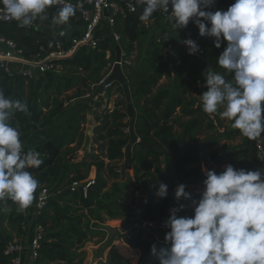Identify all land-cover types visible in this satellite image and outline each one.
Listing matches in <instances>:
<instances>
[{"label":"trees","instance_id":"trees-1","mask_svg":"<svg viewBox=\"0 0 264 264\" xmlns=\"http://www.w3.org/2000/svg\"><path fill=\"white\" fill-rule=\"evenodd\" d=\"M234 2L215 0L211 10L227 9ZM59 9L49 6L45 21L37 20L27 27L20 26L16 20H0V34L14 39L26 55L55 49L58 38L49 33L48 27L58 25L52 22V17ZM142 11L143 8L118 16L96 48L84 46L71 57L53 60L51 69L35 79L10 76L0 68V90L10 99L28 105L27 113L16 112L10 121L13 127H18L25 150L39 152L43 161L39 167L28 170L38 179L39 187L47 185L56 192L39 215L46 234L37 264H83L85 243L94 237H105V221L119 218H123L125 228L114 233L110 243L119 238L134 251L141 252L142 264H159L151 247L156 244L159 251L166 246L165 242H158L154 233L141 226V221L160 222L172 207L179 206L182 202L175 199L176 186L203 182L206 177L202 163L209 170H213V165L219 170L228 164L236 169L258 170L263 164L257 158L253 140L233 128V121L226 124V118L222 119L219 112L203 111L200 95L207 91L203 73L211 67L232 79V74L217 63L227 42L216 48L214 38L201 37L193 22L184 29H175L179 34L172 39L159 21L155 27L142 22L139 19ZM76 15L77 12L67 23L81 24L80 19L75 20ZM156 16L172 23L169 13L153 14L152 18ZM190 30H193L191 39L207 58L200 65L199 61L189 59L187 53L176 50L181 40L189 39ZM114 32L119 34V40L112 35ZM77 34L79 29L75 28L70 37ZM118 44L124 53L123 70L137 111L136 132L140 139L153 145L136 142L130 167L125 163L121 166L125 162L124 149L130 141L126 130L130 123L124 121L126 113L119 108L100 110L101 101L85 96L110 73ZM135 51L136 61L132 64ZM165 51L183 59L184 63L175 66V76L171 75L172 65L164 61ZM164 76L169 77L168 82L159 84ZM90 111L98 122L94 128L98 149L75 161L74 153L81 149L85 139L82 124ZM202 132L206 136L200 139ZM237 137L241 142L228 145ZM93 166L96 178L87 195L82 187L73 190L71 185L87 179ZM161 183L168 186L164 198L156 195ZM136 192H139L137 197ZM135 206L140 213H136ZM0 208L7 209L0 211V264H11L4 246L7 240L21 235L24 218L19 205L11 200L0 201ZM184 210L194 215V209L186 206ZM100 263L132 264L112 245L106 262L100 259Z\"/></svg>","mask_w":264,"mask_h":264},{"label":"clouds","instance_id":"clouds-1","mask_svg":"<svg viewBox=\"0 0 264 264\" xmlns=\"http://www.w3.org/2000/svg\"><path fill=\"white\" fill-rule=\"evenodd\" d=\"M56 2L0 0V20H16L22 27L43 22L46 10ZM140 2L145 5L139 17L142 22L163 11L170 14L176 30L193 22L201 37L214 38L216 48L227 42L217 63L232 79L211 67L203 73L207 88L200 95L203 111L219 112L250 140L264 134V0H235L227 10L215 11L211 10L215 0ZM59 3L62 7L52 22L66 24L76 14V7L66 0ZM183 43L190 55L200 52L193 39ZM16 112L27 113L28 105L0 90V201L11 200L26 209L39 187L28 169L43 161L39 152L25 150L18 127L10 123ZM202 171L206 179L198 199L184 184L175 191L177 202H191L194 215H179L186 207L182 203L171 208L164 221L170 229L165 234L166 246L158 251L153 244L152 255L159 264H264V169H236L228 164L219 173L206 167ZM167 194L168 186L161 183L156 195L164 198Z\"/></svg>","mask_w":264,"mask_h":264},{"label":"built area","instance_id":"built-area-1","mask_svg":"<svg viewBox=\"0 0 264 264\" xmlns=\"http://www.w3.org/2000/svg\"><path fill=\"white\" fill-rule=\"evenodd\" d=\"M66 2L76 7L78 19L81 20L79 34L72 36L69 41L58 39L55 49L47 52L40 51L31 55H26L14 39L0 34V68L10 76H23L27 79H35L51 69L53 60L71 57L78 49L84 46L96 48L101 38L105 36L107 29H111L115 25L118 16L124 17L145 7L140 0H66ZM51 6L62 7V4L58 0ZM163 13L165 12L157 11L154 14ZM112 35L116 40L120 39L119 34L114 32ZM107 76L100 83H104ZM115 84L117 83L105 84L104 91L96 97H93L94 91H89L86 97H92L94 101L99 102V98L105 96V93ZM253 143L258 160L264 163V137L261 135L253 140ZM95 178L74 182L71 188L75 190L78 187H82L84 194L87 195L88 188L94 184ZM80 184L81 186H79ZM137 194L139 195V192ZM54 195H56V192H52L47 185H42L36 190L31 206L21 209V214L24 218L22 233L20 236L7 240L4 246V253L11 257V264H33L38 259L46 234V227L40 223L39 215H41L47 202ZM135 210L137 214L140 213L138 206H135ZM169 215L170 211H168L166 218ZM179 215L190 216L189 212L185 210L181 211ZM166 218L160 222L143 220L141 221V226L147 231L154 233L158 242H165V239H161V236L170 231L164 224Z\"/></svg>","mask_w":264,"mask_h":264},{"label":"rangeland","instance_id":"rangeland-1","mask_svg":"<svg viewBox=\"0 0 264 264\" xmlns=\"http://www.w3.org/2000/svg\"><path fill=\"white\" fill-rule=\"evenodd\" d=\"M223 10H227V9L223 8ZM157 21H159L161 26L164 27V29L167 31L166 33L168 35H170L172 37V39H175V37L179 34V32L175 30L172 23H169L167 21V19L160 18L159 16L151 18L146 24H147V26L151 25V26L155 27L157 25ZM79 25L81 26V24H79ZM77 27H78V24H67V25L61 24L60 26H56L55 28L52 26V27H49L48 29L51 30L52 32H54L57 36H59V37L62 36V38H65L66 41H68L71 38L70 36L72 34V31ZM53 28H54V30H53ZM192 33H193V30H190L188 38H192ZM51 35H53V34H51ZM183 41L184 40H181L179 42V47L176 49L177 51L182 50L183 52L187 53L189 59H191L195 62L199 61V63H198L199 65L202 62L207 61V58L201 52H198L194 55H190L188 52V48L183 43ZM136 55H137V51L134 52L130 63H132V64L135 63ZM123 59H124V55H123ZM175 59H176V62H175ZM124 61H125V59H124ZM164 61H168L172 65V70H173L172 74H171L172 76H175V74H176L175 66L184 63L182 57L178 56V54L174 56L171 54V52H168V51H165ZM168 80H169V77L164 76L160 80L159 84H166L168 82ZM99 101H101V104H102L100 107V110L102 108H119L122 112L126 113V118L124 119V121L130 123L128 114L126 112V106H127L126 99L124 97L122 87L119 83L115 84L112 88H110L105 93V96L99 98ZM120 103H123V104H120ZM178 111H180V109H178ZM136 115H137V111H136ZM97 123L98 122L96 121L94 114L90 111L87 114L86 122L82 124V129L84 131L85 139H84V143H83L81 149L77 150L74 153V156H75L74 160L75 161L81 160L85 155H87L86 154L87 152L97 151L98 146L94 143V128L97 125ZM224 123H226V124L229 123V120L225 119ZM128 129H129V126L126 127L127 131H128ZM205 136H206V133L202 132V133H200L199 138L203 139ZM224 142L225 141H223V143ZM239 142H241V139L239 137H237V138L233 139L232 141H229L228 145L237 144ZM121 166H124V161L121 162ZM225 166L226 165L220 167L219 170H217L218 169L217 166L213 165V170L221 172L224 170ZM203 167H206L207 169H209V166L206 165L205 163H202V168ZM93 170H95V173H93V175H91ZM129 171L131 174H133L132 169H130ZM95 176H96V167L93 166L90 170L88 178H94ZM177 187L178 186L175 187V191H176ZM202 189H203V182L198 183L197 185H189V186H187L186 190L189 191L190 193H192L193 198L198 199L199 194L202 191ZM128 192L130 194L128 196V198L131 199L132 198L131 189L128 190ZM137 196H138V194L136 192V197ZM181 202L183 204H185L188 209H194L193 207H191L190 201L182 200ZM122 219L123 218L112 219V220L107 219L104 223V225H106V229H107L105 237L101 238L102 235L100 237H94L90 241L85 243L84 247L82 248V250L86 251V255H85L86 257L83 261V264H101L100 259H102L103 262L105 263L104 260L106 259V255H107L109 249L111 248V245L116 247V249L118 251H120L124 256H126L132 264H142L143 263V258L141 257V252L139 250H135V251L133 249L131 250V247L128 244H126L123 240L116 238L112 243H110V239L114 233L117 234L120 231L123 232L122 230H123V228H125V224H123ZM161 239H165V235H162ZM101 253H102V256H100ZM33 264H37V263H33ZM53 264H55V263H53Z\"/></svg>","mask_w":264,"mask_h":264},{"label":"water","instance_id":"water-1","mask_svg":"<svg viewBox=\"0 0 264 264\" xmlns=\"http://www.w3.org/2000/svg\"><path fill=\"white\" fill-rule=\"evenodd\" d=\"M45 30L44 28H42ZM123 52L121 46L118 44L116 45V61L113 64V67L111 69L110 74L105 79L104 83H99L93 93V97L98 96V94L102 93L105 89V84L111 83V82H117L121 85L124 97L126 99V112L129 117V133H130V141L126 145L124 152H125V164L127 167L131 166V151L132 147L136 142H141L146 144L149 147H152L153 145L150 142H147L143 139H140L137 132H136V121H137V115H136V108L132 100V92L130 89L128 78L123 70ZM155 150H158L157 147H154ZM166 166L164 165L163 170L165 171ZM81 186V184L79 185ZM145 264H148L146 262Z\"/></svg>","mask_w":264,"mask_h":264},{"label":"crops","instance_id":"crops-1","mask_svg":"<svg viewBox=\"0 0 264 264\" xmlns=\"http://www.w3.org/2000/svg\"><path fill=\"white\" fill-rule=\"evenodd\" d=\"M73 1H78V0H73ZM78 19V15H76V18H75V20H77ZM76 22H71V23H66V24H64V25H67V24H75ZM61 24H58L57 26H60ZM54 28L56 27V26H53ZM49 28V27H48ZM54 28H53V30H54ZM80 28V25H78V27L76 28V29H79ZM45 29V28H44ZM49 30V29H48ZM49 33H51V34H53V36L55 35L57 38H62V36H57L54 32H52L51 30H49ZM62 40H66L65 38H62ZM262 136L264 137V134H262ZM255 146V145H254ZM260 169H264V163L262 164V166L260 167ZM193 185H197V184H193ZM187 186H189V185H187ZM112 220V219H111ZM108 254V253H107ZM106 258H107V255H106ZM105 262H106V259L104 260Z\"/></svg>","mask_w":264,"mask_h":264},{"label":"bare ground","instance_id":"bare-ground-1","mask_svg":"<svg viewBox=\"0 0 264 264\" xmlns=\"http://www.w3.org/2000/svg\"><path fill=\"white\" fill-rule=\"evenodd\" d=\"M132 250V249H131Z\"/></svg>","mask_w":264,"mask_h":264}]
</instances>
